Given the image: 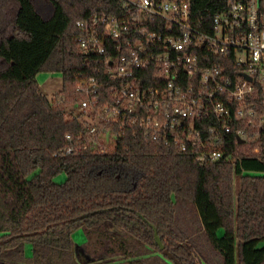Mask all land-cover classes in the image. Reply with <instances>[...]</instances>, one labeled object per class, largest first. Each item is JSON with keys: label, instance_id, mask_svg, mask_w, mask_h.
Here are the masks:
<instances>
[{"label": "trees", "instance_id": "16d2710c", "mask_svg": "<svg viewBox=\"0 0 264 264\" xmlns=\"http://www.w3.org/2000/svg\"><path fill=\"white\" fill-rule=\"evenodd\" d=\"M190 3L207 22L227 6ZM96 10L122 4L0 0V264H154L164 250L181 264H264V159L244 147L201 165L126 130L108 154H58L83 129L68 105L85 69L77 23ZM43 72L63 76L52 99Z\"/></svg>", "mask_w": 264, "mask_h": 264}, {"label": "built area", "instance_id": "2783aa9c", "mask_svg": "<svg viewBox=\"0 0 264 264\" xmlns=\"http://www.w3.org/2000/svg\"><path fill=\"white\" fill-rule=\"evenodd\" d=\"M120 2L77 23L85 69L68 110L83 129L58 154H108L129 130L201 165L233 160V144L264 159L262 0H227L211 22L190 0Z\"/></svg>", "mask_w": 264, "mask_h": 264}, {"label": "rangeland", "instance_id": "374dc122", "mask_svg": "<svg viewBox=\"0 0 264 264\" xmlns=\"http://www.w3.org/2000/svg\"><path fill=\"white\" fill-rule=\"evenodd\" d=\"M37 80L39 83V87L43 89L44 93L50 99L60 94L61 91L63 90V76L61 74L43 72L37 76ZM65 180H66V175L64 173L58 175L56 178V181L58 183H63ZM235 187L236 190H238L239 187L238 183L236 184ZM73 240L75 244L82 246L84 244H87L88 237L83 231V229H78L73 233ZM263 245L264 244H261V246ZM26 253L28 255L32 254V246L29 244L26 247ZM158 256L160 260L154 264H174L172 261L166 259L162 253H158Z\"/></svg>", "mask_w": 264, "mask_h": 264}, {"label": "water", "instance_id": "95a60500", "mask_svg": "<svg viewBox=\"0 0 264 264\" xmlns=\"http://www.w3.org/2000/svg\"><path fill=\"white\" fill-rule=\"evenodd\" d=\"M40 91L44 93L43 89L40 88ZM241 143V142H240ZM163 254L168 257L169 260L173 261L174 264H181L179 261L176 260L173 254H171L168 250H164Z\"/></svg>", "mask_w": 264, "mask_h": 264}]
</instances>
